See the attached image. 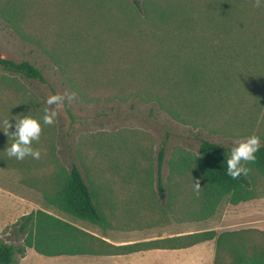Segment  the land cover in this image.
Wrapping results in <instances>:
<instances>
[{
	"label": "rangeland",
	"instance_id": "374dc122",
	"mask_svg": "<svg viewBox=\"0 0 264 264\" xmlns=\"http://www.w3.org/2000/svg\"><path fill=\"white\" fill-rule=\"evenodd\" d=\"M227 3L226 10L231 9V16L225 19L220 9L216 11L219 7L214 6L213 12H204L199 17L205 19V24L193 26L195 37L206 35L212 43L219 44L218 35L232 36L238 40L241 55L233 60V66L228 64L225 72L205 70V83L198 88L193 86L190 103L184 110L186 104L172 106L131 97L109 101L107 98L112 93L109 91L99 92L97 96L93 95L95 91H88L82 97L71 88L67 71L60 68L68 56L59 59V53L69 54L67 48L50 51L47 35L41 46L31 43V22L29 30H25L19 26V19L10 22L0 14V57L30 61L46 76L45 83L23 80L26 95L36 102L41 140L47 141L52 151L55 149V158L68 170L73 165L80 168L107 218L105 227L76 220L48 205L23 171L0 167V239L19 245L23 238L15 236L16 225L23 216L37 210L50 212L115 244L258 226L262 216L254 210L258 211L255 205L264 202V194L238 206L225 201L213 217L196 221L176 170V161L182 155L199 152L201 139L230 150L251 135L260 137L261 145L264 144V5L257 7L256 0H227ZM210 17L215 19L208 20ZM154 46L149 45L153 52ZM181 60L179 67L184 73L191 65ZM157 63L161 69L166 66L163 77L171 81L170 63L166 65L164 59ZM156 65L153 62L152 69L158 71ZM174 77L178 80L176 74ZM109 79H114V75H109ZM118 79L124 80L122 76ZM102 81L99 76L91 84L101 85ZM54 94L64 96V104L58 110L56 123L43 124L44 109L53 107L46 100ZM24 111V116L31 115V108ZM0 147L3 150L5 146ZM163 147L166 149L161 174L164 193L158 183V159ZM249 163L244 162L246 167ZM260 185L264 192V183ZM215 256L216 243L211 241L184 251L151 250L104 257H46L28 249L25 255L18 256L17 264H214Z\"/></svg>",
	"mask_w": 264,
	"mask_h": 264
},
{
	"label": "trees",
	"instance_id": "16d2710c",
	"mask_svg": "<svg viewBox=\"0 0 264 264\" xmlns=\"http://www.w3.org/2000/svg\"><path fill=\"white\" fill-rule=\"evenodd\" d=\"M216 5L219 7L216 11L220 9L225 19L231 16V9L226 10L227 0H145L143 4L137 0L135 3L128 0H0V14L10 22L19 19V26L25 30H29L31 22V43L41 46L47 35L50 51L68 49L67 55L59 53V59L68 56L60 68L67 71L71 88L82 97L88 91H95L93 95L96 96L99 92L109 91L112 92L107 98L109 101L131 97L165 105L171 103L172 106L186 104L184 110L190 103L193 86L198 88L199 84L205 83V70L225 72L228 64L233 66V60L241 55L238 40L232 36L218 35L219 44L212 43L206 35L195 37L193 26L201 22L205 24V19L199 17L204 12H213ZM151 44H155L154 52L149 47ZM208 44H212L211 47ZM182 58L191 65L184 73L179 67ZM163 59L166 65L170 63L171 81L163 77L166 66L161 69V64L157 63ZM153 62L158 71L152 69ZM1 73L0 128H4L7 135L0 130V146H5L0 149V167L23 171L29 184L41 191L53 208L76 220L105 227L107 218L82 171L77 165L70 170L62 165L55 158V149L52 151L49 143L41 140L42 132L39 140L31 145L40 151L39 159L29 155L17 160L4 151L14 142L11 133L17 131L13 126L7 132L6 121L11 120L14 125L15 117L26 114V107L31 108V116L38 118L36 102L26 95L23 80L45 83L46 76L30 61L17 62L2 57ZM109 75H114V79H109ZM99 76L103 78L101 85L93 86L91 83L99 80ZM120 76L123 81L118 79ZM185 79L190 81L185 84ZM168 82V86L163 85ZM4 96L7 98L3 99ZM166 111L176 114L170 109ZM41 145L44 148L41 149ZM229 154L228 147L201 139L198 153H186L176 161L180 188L193 207L196 221L213 217L225 201L238 206L264 194L260 188L264 183V144L256 153V160L247 165L250 169L248 175H241L238 179L227 175ZM165 156L163 147L158 159V183L162 193L165 192L161 175ZM196 182L200 185L198 191L194 185ZM16 228L15 236L23 239L19 245L0 239V264H17L18 256L25 255L28 249L46 257H100L189 249L211 241L216 243L214 264H264V231L257 228L221 233L207 230L114 244L106 237L45 210L23 216Z\"/></svg>",
	"mask_w": 264,
	"mask_h": 264
},
{
	"label": "clouds",
	"instance_id": "9594fccd",
	"mask_svg": "<svg viewBox=\"0 0 264 264\" xmlns=\"http://www.w3.org/2000/svg\"><path fill=\"white\" fill-rule=\"evenodd\" d=\"M264 5V0H256V6ZM65 97L60 94H54L47 98L46 103L50 108L44 109L42 118L43 124H54L58 116V110L63 106ZM15 124L10 121L5 122L7 132L13 126L17 129L16 132L11 133L15 138L10 147L4 150L10 157H15L17 160H23L26 156H32L34 159L40 158V151L34 150L31 145L33 141L39 140L42 127L41 122L31 115L17 116L14 118ZM5 134L4 128H0ZM7 135V134H6ZM261 148L260 137L251 135L242 142L238 143L230 150V154L226 159L227 175L232 179H238L241 175L247 176L250 169L245 166L244 162H254L256 160V153ZM197 191L200 188L199 182L194 183Z\"/></svg>",
	"mask_w": 264,
	"mask_h": 264
},
{
	"label": "crops",
	"instance_id": "0c3cea01",
	"mask_svg": "<svg viewBox=\"0 0 264 264\" xmlns=\"http://www.w3.org/2000/svg\"><path fill=\"white\" fill-rule=\"evenodd\" d=\"M255 206H258L259 208H258V211H256V210H254V212H258V214H259V216H262V217H260L261 219H259V223H258V226L257 227H255V228H257V229H260V230H262V231H264V202H262V203H259L258 205H255ZM261 211H263V213H261ZM252 228H254V227H252ZM107 239V238H106ZM110 241V240H109ZM111 242V241H110ZM114 243V242H113ZM207 243V242H206ZM115 244V243H114ZM195 247V246H194ZM193 248V247H192ZM190 249V248H189ZM189 249H182V250H179V251H184V250H189ZM174 251H176V250H174ZM100 257H102V256H100ZM104 257V256H103ZM215 262V261H214Z\"/></svg>",
	"mask_w": 264,
	"mask_h": 264
}]
</instances>
